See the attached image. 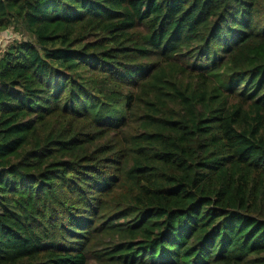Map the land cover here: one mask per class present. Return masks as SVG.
I'll list each match as a JSON object with an SVG mask.
<instances>
[{"label": "trees", "instance_id": "16d2710c", "mask_svg": "<svg viewBox=\"0 0 264 264\" xmlns=\"http://www.w3.org/2000/svg\"><path fill=\"white\" fill-rule=\"evenodd\" d=\"M0 36V264H264V0H0Z\"/></svg>", "mask_w": 264, "mask_h": 264}, {"label": "rangeland", "instance_id": "374dc122", "mask_svg": "<svg viewBox=\"0 0 264 264\" xmlns=\"http://www.w3.org/2000/svg\"><path fill=\"white\" fill-rule=\"evenodd\" d=\"M14 33H16L17 36H19L22 40H29L30 39V37L27 36L26 33L22 29L16 30V31L14 30Z\"/></svg>", "mask_w": 264, "mask_h": 264}, {"label": "built area", "instance_id": "2783aa9c", "mask_svg": "<svg viewBox=\"0 0 264 264\" xmlns=\"http://www.w3.org/2000/svg\"><path fill=\"white\" fill-rule=\"evenodd\" d=\"M8 34H10V33H8ZM10 40V37H8V36H5V37H3V36H0V46L4 43H7L8 41Z\"/></svg>", "mask_w": 264, "mask_h": 264}]
</instances>
